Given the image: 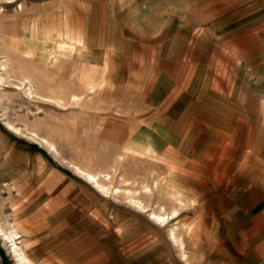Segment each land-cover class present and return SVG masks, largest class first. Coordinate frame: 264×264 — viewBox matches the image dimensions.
<instances>
[{
	"label": "rangeland",
	"instance_id": "1",
	"mask_svg": "<svg viewBox=\"0 0 264 264\" xmlns=\"http://www.w3.org/2000/svg\"><path fill=\"white\" fill-rule=\"evenodd\" d=\"M224 25H243L259 47L264 0H0V264L29 256L13 223L34 192L17 158L29 147L88 185L81 194L134 234L149 236L148 222H158L183 251L192 247L195 170L173 148L147 153L131 140L154 112L146 94L157 54L189 42L201 56Z\"/></svg>",
	"mask_w": 264,
	"mask_h": 264
},
{
	"label": "crops",
	"instance_id": "2",
	"mask_svg": "<svg viewBox=\"0 0 264 264\" xmlns=\"http://www.w3.org/2000/svg\"><path fill=\"white\" fill-rule=\"evenodd\" d=\"M217 28L201 56L189 42L157 54L146 94L154 112L131 140L147 153L173 148L195 170L186 190L191 209L201 210L187 223L192 247L183 251L158 222L146 226L153 237L134 234L97 196L81 194L88 185L29 147L17 158L34 192L13 223L33 262L264 264V30L255 49L243 25Z\"/></svg>",
	"mask_w": 264,
	"mask_h": 264
},
{
	"label": "bare ground",
	"instance_id": "3",
	"mask_svg": "<svg viewBox=\"0 0 264 264\" xmlns=\"http://www.w3.org/2000/svg\"><path fill=\"white\" fill-rule=\"evenodd\" d=\"M64 27V26H63ZM67 45V44H66ZM46 143H47V141H45ZM79 170H81V169H79ZM85 173V172H84ZM89 174V173H88ZM88 174H86L87 176H88ZM90 176V178L92 179V181L93 182H95L96 184H97V186L98 185H100L97 181H96V179L94 178V176H92V175H89ZM88 179H89V177H88ZM101 187H102V185H101ZM104 187V186H103ZM153 217L154 218H156L157 220H159V221H161V222H164L165 221V218H164V216H160V215H156V214H153ZM17 234H19L18 232H17ZM172 235H173V237L175 238V233L173 232L172 233ZM7 236H8V234H7ZM16 238V237H15ZM11 239V238H10ZM15 244V243H14ZM18 250V249H17ZM21 250V249H20ZM17 252H19V251H17ZM16 252V253H17ZM20 253V252H19ZM17 256L18 257H20V259L24 262V263H22V264H35L32 260H31V258L28 256V254L27 253H25V252H22V253H20V254H17Z\"/></svg>",
	"mask_w": 264,
	"mask_h": 264
}]
</instances>
